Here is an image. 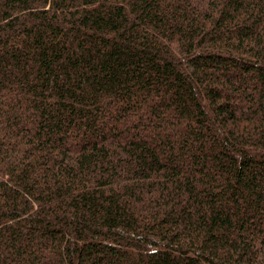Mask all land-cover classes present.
I'll return each mask as SVG.
<instances>
[{"label":"trees","instance_id":"obj_1","mask_svg":"<svg viewBox=\"0 0 264 264\" xmlns=\"http://www.w3.org/2000/svg\"><path fill=\"white\" fill-rule=\"evenodd\" d=\"M0 264H264V0H0Z\"/></svg>","mask_w":264,"mask_h":264}]
</instances>
